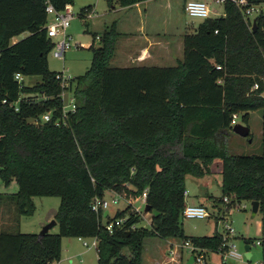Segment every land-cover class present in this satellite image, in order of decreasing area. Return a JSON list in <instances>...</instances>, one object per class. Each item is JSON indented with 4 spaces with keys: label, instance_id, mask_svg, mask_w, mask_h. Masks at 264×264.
<instances>
[{
    "label": "trees",
    "instance_id": "16d2710c",
    "mask_svg": "<svg viewBox=\"0 0 264 264\" xmlns=\"http://www.w3.org/2000/svg\"><path fill=\"white\" fill-rule=\"evenodd\" d=\"M47 1L57 11L73 3L0 0V180L17 183L16 192L0 193V207L11 201L19 214L29 215L34 196L58 197L57 232L0 229V264L57 262L63 237L96 236L97 264H143L150 237L223 250L220 233L183 234V192L189 176L200 188L201 204L214 208L224 198L226 207L264 204V138L261 152L250 155L231 153L225 139L232 114L243 113L247 122L250 111L262 110L264 117V0H247L246 6L260 5L251 20L224 2L222 16L207 17L183 34L182 57L174 65H110L119 35L111 23L96 35L100 44L91 45L89 68L71 80L76 109L59 125L53 121L62 116L61 87L46 60L54 45L47 36ZM144 1L117 0L121 7ZM90 8H81L79 16ZM16 73L38 79L19 87ZM31 92L49 98L19 99ZM48 111L51 120L40 121ZM217 161L219 201L203 191L204 182L218 177L212 171ZM109 191L126 201L112 217L91 209L92 199ZM143 192L152 212L148 227L137 226L141 215L130 210ZM117 218L124 220L108 232L104 221ZM260 244L264 264V238Z\"/></svg>",
    "mask_w": 264,
    "mask_h": 264
},
{
    "label": "rangeland",
    "instance_id": "374dc122",
    "mask_svg": "<svg viewBox=\"0 0 264 264\" xmlns=\"http://www.w3.org/2000/svg\"><path fill=\"white\" fill-rule=\"evenodd\" d=\"M207 3L210 13L209 18H215L224 14L223 4L214 3L212 0H203ZM90 6L91 17L88 18L85 15L84 18L79 16L81 8ZM181 8L182 4L178 5ZM70 10L74 13L73 19L70 21L66 33L70 36L72 47L65 51L63 59L56 58L52 55V51L47 54V67L50 71L60 72L71 77L82 75L90 66L91 61V45L94 47L100 44V38H96V35H100L104 29L108 28L111 23L115 21L131 20L132 23L140 22L148 29L156 28L163 29L169 32V39L167 45L169 52L164 61L157 60L156 50L151 51L153 58H148L140 62H119L121 64H156V65H174L177 61V56L181 58L182 51L179 44L181 38L182 24L187 28V32H191L200 22L205 18L192 17L179 9L177 12L173 9L170 10L167 0H147L144 1L139 8L133 7L129 9H123L119 6L117 0H73V3L69 5ZM141 12V13H140ZM252 19V18H251ZM51 21V17H47V24ZM128 31V30H125ZM28 35V32H23L15 36L16 41L24 38ZM129 35V34H128ZM131 35V34H130ZM133 35V34H132ZM155 35V34H153ZM158 35V34H157ZM53 42L58 40L57 37L52 38ZM148 42V41H147ZM136 47H133V49ZM154 48V47H153ZM137 53L141 50L137 49ZM178 58V59H179ZM117 60L111 58L110 65H117ZM38 79V76H25V84H33ZM252 90V89H251ZM24 95V94H23ZM31 97L36 101L40 100L43 96L41 93L31 92ZM264 97V92L261 93ZM243 113H238L236 119L237 123L247 125L251 134L250 141L247 137H242L232 130L228 131L226 135V143L228 149L233 154L250 155L259 154L263 147L264 138V117L263 111H250L248 121L243 119ZM213 167V178L204 182L205 187L203 191L207 192L216 201H219L220 191V174L218 168L220 163L217 161ZM212 177V176H211ZM185 190L187 196L185 197V204H198L200 203L201 191L197 182L191 177H187L185 180ZM17 191V183L15 179H12L8 184H4L0 180V193H14ZM114 192H106L104 197L109 200L114 196ZM33 202L35 209L32 214L25 215L19 214L16 205L11 201H4L0 207V229L9 230L12 232H25V233H39L42 226L48 223L51 219H54L56 213L59 198L55 196H34ZM206 206L209 216L205 218H185L181 217V227L185 236H209L214 232L220 233L222 236L227 232L225 228L226 224L233 229L234 234L229 235L226 240L235 245L236 250L243 254L244 245L246 241H249V247L251 257L249 261L241 259L238 261L231 260L234 264H258L262 261V246L256 244V241H262L264 238V204L261 209L256 212L251 210L250 201H241L235 203L230 207H226V202L223 199L219 202V206L212 207L210 202H203ZM126 206V201L121 196L118 197V203L116 205H110L107 209L110 217L114 215L116 210H121ZM145 203L142 200L135 201L130 210L138 211L141 215V221L137 226H149L150 217L152 212L144 211ZM13 226V228H10ZM51 232H57V226H53ZM68 238V237H66ZM72 241V254L70 252H64L58 262L52 264H97L96 249L93 246H83L76 237H69ZM89 239V238H88ZM167 239L159 238H146L144 240L142 250V263L143 264H175L171 260L173 254L177 253L179 260L178 264H186L193 254L186 248H178V240L171 242L165 241ZM182 240L179 244L183 243ZM170 251L173 254H170ZM176 256V254H175ZM220 254L215 252H208V256L205 259V263H199L193 261L191 264H219Z\"/></svg>",
    "mask_w": 264,
    "mask_h": 264
},
{
    "label": "built area",
    "instance_id": "2783aa9c",
    "mask_svg": "<svg viewBox=\"0 0 264 264\" xmlns=\"http://www.w3.org/2000/svg\"><path fill=\"white\" fill-rule=\"evenodd\" d=\"M214 3H220L223 4L226 1H230L234 4H236L238 7L242 9V13L245 17V19L253 18L259 11H260V5H247V0H212ZM183 10L185 13H187L189 16L192 17H203L207 18L210 9L207 5V3L203 0H185L184 1V6ZM45 12L47 17H51V21L49 24H47V36L52 38L57 37L58 40L54 42V45L51 49L52 55L56 58L63 59L64 53L66 50L70 49L72 47L71 41H70V36L66 33V29L68 28L70 21L74 17V13L70 10L69 5H66L63 10L57 11L51 3L47 1L46 7H45ZM91 10L88 11L85 15L88 16V18L91 17ZM96 38H99L96 36ZM219 68V67H218ZM14 78L17 80L19 87H22L24 83V76L21 75L20 73H16L14 75ZM55 78L59 81L61 91L59 92L58 96L61 99V118L55 119L53 122L55 125H59V123L62 121L64 123L65 118L68 116L70 112H74L76 109V103H75V98L73 95V91L69 89L71 86V80L74 77H71L70 75L65 74L63 71L56 72ZM220 81V80H219ZM72 87V86H71ZM257 84H254L251 89H256ZM24 94V95H23ZM43 94V93H41ZM31 93H21L19 96V99H32L36 100L35 98L31 97ZM49 98L45 94H43L41 99ZM15 109H17V102L15 103ZM238 117L237 113L232 114L231 120H230V125L233 127L237 122L236 119ZM51 120V113L50 111L45 112L44 114L41 115L40 121L42 122H47ZM184 198L187 196V191L185 190L183 192ZM120 195L114 194L113 197H111L109 200H106L105 197H94L91 201V209L94 212L98 211H106V215L108 214V207L110 205H116L118 203V197ZM145 197L146 193L143 192L140 199L142 200L143 203H145ZM224 202H227V198L223 199ZM210 214L203 204H185L183 211H182V217L185 218H205L208 217ZM124 218H117L115 220H111L110 222L104 221V226L105 229L108 232H112L113 228L115 226H119L123 222ZM225 228L227 229V232L222 236V247L223 250L219 249L218 251H214L215 253L220 254V260L224 262H229L234 260L238 261L243 259H246L245 257V251L242 253H239L235 245L231 242H228L226 238L229 235H233V229L229 226V224L225 225ZM83 246L89 247L93 246L97 247L98 244V238L96 236L88 238L84 237H78L77 238ZM180 243V242H179ZM177 243L178 248L186 247L192 254H193V261L199 262V263H205V259L208 256L209 250L205 248H201L198 246L193 245L190 243V241H184L181 243V245ZM256 244H260V241H256ZM179 248V249H180ZM250 251V247H249ZM170 254H173L172 251H170ZM176 254V253H175ZM175 254L172 255L171 260L175 262V264H178L175 259ZM251 257V256H250ZM250 259V258H249ZM249 259L247 261H249ZM234 264V263H232ZM258 264H261L258 263Z\"/></svg>",
    "mask_w": 264,
    "mask_h": 264
},
{
    "label": "crops",
    "instance_id": "0c3cea01",
    "mask_svg": "<svg viewBox=\"0 0 264 264\" xmlns=\"http://www.w3.org/2000/svg\"><path fill=\"white\" fill-rule=\"evenodd\" d=\"M167 1H168L170 10L173 9L174 11L177 12L179 9L181 8L183 9L185 0H167ZM180 2L182 4L181 8H179L178 6ZM142 3L143 2L129 6V7H123V9L126 8L130 10L133 7L139 8ZM115 28H116V31H118L119 33V35L116 38L115 50H114V54L112 57L113 59H116L118 61L117 65L115 66L138 65V64H131V63L121 64L119 62H122V63L137 62V61L140 62V60L141 61L148 60V58H153V55L151 54L152 49L156 50L157 52L156 54L157 60L164 61L166 59L167 54L169 52L168 51L169 47L167 45V42H168V39H169L168 37L170 34L168 31H165L163 29H156V28L148 29L144 26L143 22L142 23L140 22L132 23L131 20L129 19L126 21H115ZM186 29L187 28L185 27V25L182 24V30L180 34L181 43L179 44L180 46L179 48L181 51H182V36L187 31ZM125 30H128V31H125ZM11 42H16V38L13 37L11 39ZM133 47H136V48L133 49ZM137 49H140L141 52L137 53L136 51ZM179 57L177 56V59ZM139 65H144V64H139ZM150 65H156V64H150ZM157 66H161V65H157ZM198 204H201V203H198ZM10 228H13V226H11ZM175 240H176L175 238H168L165 241H168L171 244V242H174ZM72 245L73 243L69 238L63 237L61 239V256L64 250H65L64 252H70L72 254L73 252ZM96 257H97V253H96ZM179 258H178V254L176 253L175 259L178 261Z\"/></svg>",
    "mask_w": 264,
    "mask_h": 264
},
{
    "label": "water",
    "instance_id": "95a60500",
    "mask_svg": "<svg viewBox=\"0 0 264 264\" xmlns=\"http://www.w3.org/2000/svg\"><path fill=\"white\" fill-rule=\"evenodd\" d=\"M255 19L252 20V26L255 28ZM232 131L242 137H249L250 131L249 127L247 125H242L240 123H236L232 127ZM250 141V138H248ZM259 203L258 201H251V210L252 212H256L258 210ZM150 209L149 205L145 204L144 211L148 212ZM106 215V211L104 212ZM56 222L54 219H51L48 223H46L44 226H42L41 230L39 231V236H43L45 233H47L53 226H55ZM244 251H245V257L248 260L251 256V252L249 251V244L244 245ZM193 262V256H191L186 264H191Z\"/></svg>",
    "mask_w": 264,
    "mask_h": 264
}]
</instances>
